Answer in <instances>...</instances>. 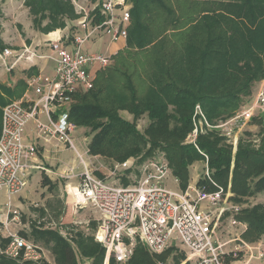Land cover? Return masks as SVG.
Returning <instances> with one entry per match:
<instances>
[{"label":"trees","instance_id":"obj_1","mask_svg":"<svg viewBox=\"0 0 264 264\" xmlns=\"http://www.w3.org/2000/svg\"><path fill=\"white\" fill-rule=\"evenodd\" d=\"M21 1L28 9L34 30L44 35L64 31L66 28H73V31L74 26L71 25L80 18L72 0ZM102 1L91 0L92 4ZM175 1L179 2L130 0L133 7L127 51L142 54L144 61L149 57L151 61L157 62L156 57L151 58L153 55L148 50L151 45L149 35L154 29L157 32L165 30L164 27L169 22L170 29L174 31L173 37L185 39L189 45L187 51L179 56H176V52L172 53L170 61L165 55L164 63L153 69L152 73L158 74L161 80L167 79L165 84L156 79L158 84H163L157 95L163 96L167 102L154 97L140 101L132 82L133 76L123 73L126 89L131 93L132 113L135 118L146 114L149 119L145 132L140 133L135 123L122 120L116 111L90 103L88 100L97 102L98 99L99 91L93 92L95 86L75 97L77 103L70 112L69 120L78 128L90 129L91 150L97 154L108 148L107 144L116 141L114 134L120 138L131 135L134 138L133 145L125 147L126 149L120 148L125 152L118 157L120 162L134 156L141 157L139 163H143L164 153L182 190L188 187L190 166L205 161L206 155L214 182L225 190L231 183L233 204L245 205L250 198L264 192V114L251 122L261 126L259 134L263 137L259 145L253 143V134L246 132L239 139L235 155L233 147L226 143L227 138L217 130H207V134H201L197 140L200 152L194 145L184 143L193 128L192 117L197 105L201 104L213 126L219 121H229L237 109L251 103L254 86L264 80V0L192 1V15L188 17L190 23L187 22L184 27L176 19L173 10ZM208 5H213L211 12ZM99 11L97 9L93 14ZM3 15L0 4V27ZM197 19V25L186 28ZM102 20L98 16L96 22ZM1 47L3 40L0 36V51L6 49ZM166 49L163 47V50ZM190 49H194L195 54L190 53ZM121 58L122 53L115 56L116 60ZM19 86L23 87L24 84L19 83ZM0 90L9 93L5 86H0ZM13 93L12 91L11 94ZM4 106L5 97L0 94V134ZM100 118L107 120L106 123H99ZM127 181H124L126 186L129 184ZM204 183L206 181L202 179L200 184ZM210 189L214 190L212 186ZM236 218L249 225L247 234L243 236L245 243L256 244L263 239L264 204L248 207ZM32 225L30 232L24 233L23 237L48 250L53 255L55 264H81V261L86 264H104L105 248L96 242L92 234L97 229L96 223L93 222L90 234L77 231L66 236L59 231ZM11 241L9 238H0V264H51L45 258L40 262L11 259L4 253ZM135 251L127 264H167L171 258L172 264H180L185 258L184 254L173 256V249L161 256L151 255L142 246H137ZM110 264L118 263L111 260Z\"/></svg>","mask_w":264,"mask_h":264},{"label":"built area","instance_id":"obj_2","mask_svg":"<svg viewBox=\"0 0 264 264\" xmlns=\"http://www.w3.org/2000/svg\"><path fill=\"white\" fill-rule=\"evenodd\" d=\"M72 2L80 15L75 25L78 32H71L67 42L65 36L50 41V54L27 46L19 51H0V62L8 72L23 60L55 64L53 78L41 73L30 78L29 87L35 93V99L26 95L23 100L10 102L2 108L0 189L9 199L8 215L13 213V197L25 191L30 171L40 169L32 165L36 147L24 144L23 136L29 122L36 124L37 136L43 141L56 139L75 149L71 135L77 128L69 120L70 104L77 95L94 88L97 72L110 68L116 55L113 52L90 53L82 47L96 36H106L115 44L125 43L129 37L133 7L130 0H103L93 4L90 13L75 0ZM97 9L99 13L93 14ZM98 16L103 20L96 22ZM10 58L14 59L12 63H8ZM261 86L248 107L230 121L215 126L229 141L232 139L237 143L238 133L256 114H264V84ZM40 114L44 115V121L39 119ZM80 157L84 171L79 175L71 171L65 177L70 181L79 180L77 185L71 183L69 186L68 200L74 212L90 207L97 213L100 224L94 238L105 248L104 264H110L111 260L127 264L137 246L144 247L153 256L182 247L185 259L180 264H226L225 259H239L241 254L248 257L245 264L252 259H263L264 251L260 244H247L242 240L247 226L236 218L242 209L230 202L228 190L214 182L208 163L200 180L188 184L185 190H176L167 186L171 177L179 186L180 181L172 175L170 164L164 158L145 162L138 170L137 180L131 177L134 161L117 164L108 179H117L121 183L113 184L97 179ZM125 179L131 181L127 186L123 184ZM202 179L206 181L203 185L200 184ZM211 186L214 190L210 189ZM225 217L231 219L232 226L243 229L233 240L221 239L220 228ZM17 219L16 215L13 221ZM3 229L7 238L12 240L4 251L8 257L26 262L44 259L36 244L10 233L7 220ZM231 244L234 247L229 250Z\"/></svg>","mask_w":264,"mask_h":264},{"label":"rangeland","instance_id":"obj_3","mask_svg":"<svg viewBox=\"0 0 264 264\" xmlns=\"http://www.w3.org/2000/svg\"><path fill=\"white\" fill-rule=\"evenodd\" d=\"M2 3V0H0ZM79 6H83L87 12L93 11V4L91 0H75ZM179 2L175 1L173 4V10L175 12V16H177V20L179 21V25L182 24V27H184V24L190 23V17L192 15L190 3L192 1L197 0H178ZM202 2H212L213 0H198ZM4 8L6 11V22H3L2 28L0 27V36H1V29L3 30V36L8 41L14 42V44H20L21 42L25 43H32V41L37 40H43L44 37H41L33 28L32 21L29 17L28 9L25 6H20L17 2V0H5L3 2ZM213 5H208V9L211 12ZM199 19L197 21L192 22L193 24L188 25L186 28L190 26H194L195 24H198ZM188 22V23H187ZM2 23V20H1ZM76 23H73L71 27L74 26V30L70 28H66V30L63 31L66 37L65 42H67L71 36V32L77 33L78 27L75 26ZM77 29H76V28ZM170 22L167 26L164 27L165 30H161L160 32L152 31L149 35V42L151 45H149L148 50L150 52L151 58H155L157 62L151 61L150 58H146L144 61L142 54H136L133 53V51H127V42L121 43L122 50H119L118 53H122L121 59H115L114 63L111 65L110 68L106 70H102L97 74V81L95 84V88L93 89V92L99 91L98 93V99L97 102L93 99L88 100L90 103L99 104L104 109L108 110H114L117 112L118 117H120L122 120H125L126 122L135 123L137 130L140 133L145 132L146 128L149 125V119L147 118V115L144 114L140 116L139 118H135L134 114L132 113V105H131V93L126 89V78L123 76V73H128V75L133 76L132 82L135 87V90H137V97L140 101L149 98H159L162 99L164 102H167V99H164L163 96L157 95L159 93L158 89H161V86L165 84L167 79L161 80L158 74H153V69L157 66L159 67L164 63V56L167 55L169 58H173L174 52H176V56L181 55L185 51H187V48L189 45L187 44V40L185 39H179L174 38L173 33L170 29ZM181 27V28H182ZM35 32V33H34ZM37 33V35H36ZM82 34V32H81ZM29 36L30 38H28ZM37 36V37H36ZM203 37V35H201ZM2 38V36H1ZM204 38V37H203ZM110 44L111 40H109L106 36H96L95 38L91 39L90 42H87L83 45V50L90 53H107L110 52ZM5 43L3 42V47L1 48H7L11 47L10 45L4 46ZM163 47H166V51L163 50ZM10 49V48H9ZM190 53L195 54L194 49L189 50ZM124 53V54H123ZM115 55V56H116ZM170 61V60H169ZM40 62H49V61H40ZM42 63V64H43ZM24 62L19 64L18 66L20 69L24 65ZM49 64L53 65L51 62ZM0 63V70L2 72H6V67H3ZM16 69V67H15ZM171 73H174L173 70H171ZM6 75H8L6 73ZM175 76V74H171ZM156 79H159L163 82V84H158V81ZM264 84V80L258 82L254 87L253 90V96L257 95L259 89L262 87L261 85ZM12 90H9L5 93L6 94V105L10 104V102L18 101L15 99V94H11ZM35 94V93H34ZM252 97H251V103H252ZM76 101H74L72 104H70L71 110L74 105H76ZM251 103H246L242 105L237 111L233 114L232 118L238 115L241 111L244 110V108L248 107ZM70 110V112H71ZM262 113L256 114L255 118L259 119V117H262ZM193 128L191 130V133L187 136V139L185 140V145L191 144L197 145L198 138L202 135L207 134V130L209 131H219L221 134H223L222 131H220L218 128L213 126L208 118L205 115L204 110L202 109L201 104L197 105L195 107V111L193 114ZM39 119L42 121L45 120L44 115L40 114ZM253 119L245 126L241 132L238 133V138L240 139L242 136L245 135L246 132H250L253 134L252 140L255 145H259L261 136L259 134L260 125L252 124L251 122ZM99 123H106L107 120L105 119H99ZM230 121V120H229ZM225 121H219L217 125H220L221 123H224ZM227 122V121H226ZM76 131L71 135L73 137L75 149H72L68 146V144H64L63 142H60L61 146L59 147V153L57 151L55 153H50L49 158H45V152L44 147L42 145L37 144L36 149V159L41 163V169H32L29 173V175L26 178L27 186L25 191L22 193L23 195L27 191H31L27 198L20 197L21 195L13 197L12 200V209L10 215L7 216V218L4 220V222H0V238H7V232L3 229V224L6 223V220L8 221V226L11 234H17L21 238H24V233H29L32 224L38 225L40 228H45L46 230H55L59 231L63 236L67 234H73L77 231H84L85 233H91L92 232V226L93 222L97 224V229L99 227V220L98 215L95 212V210L91 209L90 207H86V209H79L77 212H74V209H71V206L69 204V195L68 190L71 183L78 184V179L73 180H67L65 177L69 176L71 171H73L74 174H81L84 171V165L81 162V157L84 160V164L87 165L89 171L93 173V175L97 179L106 180L108 182H111L113 184H120L121 181L113 178H109L110 172L113 171L114 167L119 164L126 161H134L135 168H133V174L132 178L133 180H137L139 175L138 170L141 169L143 166V163H139V159L141 157H134L131 156L127 160L120 162L118 160V157L123 156L125 152L121 150L120 148L130 147L133 145L134 138L131 135H125L123 138H120L119 135L114 134L116 136V141L110 142V144H107L108 148H104L99 154L95 153L91 150V144H92V137L90 135V129L88 128H78L76 126ZM36 125L33 122H29V124L26 127L25 134L23 136L24 138V144L37 143L38 137L35 133ZM32 131V132H31ZM117 132V130H116ZM195 134V135H194ZM220 134V135H221ZM238 139V142H239ZM42 141H40L41 143ZM238 142L235 143L232 139L230 141L227 138L226 143L229 146L233 147V155L236 154L238 150ZM119 145V146H118ZM195 146V145H194ZM55 147H57L55 145ZM54 147V150H55ZM58 149V147H57ZM126 149V148H125ZM158 158H164L166 159V155L162 153L160 156L151 159L155 160ZM150 161V160H148ZM207 161L205 158V161L202 160V162H196L192 166H190V183L197 182L202 178V175L204 174V171L206 170ZM173 175V174H172ZM123 180V184H124ZM131 183V181H127ZM133 182V181H132ZM129 185V184H128ZM167 186L171 189L179 190L180 186L178 183L174 182V178L171 177L170 180L167 182ZM227 190L230 192V201L233 203L232 198L234 197V193L231 191V183L227 187ZM20 197L21 204L16 208L17 200ZM9 202V199L7 197V194L4 190L0 189V218L1 216L7 212L8 207L7 203ZM264 204V192L261 193V195H258L256 197L250 198L245 205H238L241 207L242 211L244 209H247L248 207H254L257 205ZM15 208V209H14ZM241 211V213H242ZM72 212V213H71ZM18 216V219L16 221H13L14 216ZM247 230L242 235L245 236L249 230V225H247ZM96 229V231H97ZM95 231V232H96ZM243 229L240 226H232L231 225V219L229 217H225L220 228V234L221 239L224 241L233 240V238L238 237L242 233ZM93 232L92 234H95ZM25 239V238H24ZM26 240V239H25ZM30 241V240H27ZM260 244L262 247V250L264 251V236L263 239L256 244ZM41 249V254H43V258H45L48 262L51 264H55L53 255L46 250L45 248L41 247L40 245H37ZM234 247V244H231L228 249ZM178 250V249H176ZM175 250V251H176ZM181 250V251H180ZM177 254H184V250L182 247L180 249L173 253V256ZM172 259V258H171ZM168 260L167 264H172V260ZM185 259V258H184ZM248 260V257L241 254V257L239 259H230L227 258L224 260V263L226 264H245ZM183 261V260H182ZM181 261V262H182ZM81 264H86V262L81 261ZM249 264H264V257L263 259L257 260L252 259Z\"/></svg>","mask_w":264,"mask_h":264},{"label":"crops","instance_id":"obj_4","mask_svg":"<svg viewBox=\"0 0 264 264\" xmlns=\"http://www.w3.org/2000/svg\"><path fill=\"white\" fill-rule=\"evenodd\" d=\"M17 2H18V4L20 6L23 5V1L17 0ZM0 4H1V7L4 6V4L1 3V1H0ZM3 14L4 15H3L2 23H1V28L3 26V22L7 18L6 11H5V8L4 7H3ZM38 34L41 35V37H44V39L43 40H37V41H34L33 40L32 43H28V42L25 43L23 41L20 44H14V42H12L10 40L7 41L5 39V37L3 36V30L1 29V36H2L3 42L5 43L6 46H8V45L11 46V47H7L6 49H9L10 48L11 50L19 51V50L23 49V47L27 46V47H30V48L39 50V51H41L43 53H46V54H50V49L48 47L49 46L48 43L50 41H52L53 39L60 38V37H63L65 35L63 33V31H59V30L58 31H55V32H52L49 35H44V34H41V33H38ZM36 35H37V33H36ZM27 37L30 38L29 36H27ZM110 47H111L110 48V53L111 52L117 53L119 50H122V48H123L122 45H121V43L115 44V43H112V42L110 44ZM13 61H14V59L13 58H10L8 60V63H12ZM23 62H24V64H23L24 66L22 68H20V69H17V68H19L18 66H20L19 64H21ZM42 63L43 62H40V61H38L36 63H30V62H27V61H24L23 60L22 62H19L17 64L16 69L14 68L12 71H9L8 72L7 69H6L5 70L6 72L4 73V72H2V70H0V86H5L9 90L11 89L14 92V94H15V97H16L15 99L18 100V101L23 100L26 95L30 96V98H32V99H35L36 98V95L33 93L32 89L29 87L30 78L32 76L38 75L40 73L43 74V75H45V76H47V77H50V78H53V75H54L55 64L51 65V64H49V62L48 63L45 62L43 64ZM6 73L8 75H6ZM19 83H23L24 86L23 87L22 86H19ZM0 94H2L5 98L7 97L6 94L3 93L1 90H0ZM255 96L252 97V102H253V99H254ZM35 133H36V136H37L36 130H35ZM40 141H42V142L40 143ZM37 144H40V145H42V147H44V152H45V158L46 159L49 158V154L51 152L52 153H55L57 151V153H59L58 150H59V147L61 146L60 142L58 140H56V139L55 140H52L50 142H45V141H43L39 137L37 139V143L36 144L29 143V145L35 146L36 149H37V146H38ZM55 145L58 147V149H57V147H55ZM54 147H55V150H54ZM32 162H33L32 165L37 166V167H39L41 169V166H40L41 163L39 161H37L36 155L32 158ZM40 169H38V170H40ZM30 192L31 191L29 190L24 195L22 194L20 197L27 198ZM20 197L17 200L16 208L21 204ZM8 212L9 211L7 210V212L4 213L1 216L0 222H2V223L4 222V220L8 216Z\"/></svg>","mask_w":264,"mask_h":264}]
</instances>
